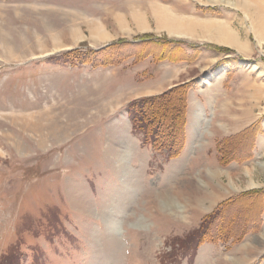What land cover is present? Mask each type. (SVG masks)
<instances>
[{
	"label": "rangeland",
	"instance_id": "374dc122",
	"mask_svg": "<svg viewBox=\"0 0 264 264\" xmlns=\"http://www.w3.org/2000/svg\"><path fill=\"white\" fill-rule=\"evenodd\" d=\"M129 1L0 0V264H264V43L252 24H264V0H154L224 22L241 49L151 20L120 31L109 9ZM84 16L104 20L110 38H91ZM176 86L185 141L167 160L141 143L126 107ZM245 168L258 186L228 188L229 173L245 185ZM166 193L177 207H161ZM224 205L218 225L235 238L181 248Z\"/></svg>",
	"mask_w": 264,
	"mask_h": 264
},
{
	"label": "bare ground",
	"instance_id": "6f19581e",
	"mask_svg": "<svg viewBox=\"0 0 264 264\" xmlns=\"http://www.w3.org/2000/svg\"><path fill=\"white\" fill-rule=\"evenodd\" d=\"M236 1H238V0H236ZM227 2L234 4L233 3L234 1L233 2L227 1ZM242 4H244V3H242ZM244 5H246V3ZM246 7H250V6H246ZM257 7H258V5H257ZM110 9H109L110 13H109L108 17L112 18L117 29H119L120 31L122 30V28L124 29L127 26V24H129V23H132L133 25H135L137 30L145 31V30L149 29L150 26L147 25V22L149 20H151L155 24L154 30L165 31L168 35H171V36L173 35V36H176L178 38H184V39H188V38L189 39H195L196 38V39L202 40V41H208V42L232 46V47L237 48V49H241V46H242L241 42L238 39V36H236V34L224 22L219 21V20H202V19H195V18L181 16L173 8H171V7L167 8L166 6H162L154 0L153 1L148 0V2H146V1L143 2L141 0H130L129 1V7H128V5H126L125 8H122L120 6L116 8V6H115V8L110 7ZM115 9L117 11L113 12ZM73 13H75V12H73ZM89 13L92 16L97 14V13H94L92 10H89ZM66 14H68V13H66ZM258 14H259V12H258ZM76 17H75V19H76ZM84 17H81V18H84ZM108 17L106 16V20ZM103 21L104 20L100 21L99 19H95L92 17L91 18H86V17L84 18V22H86L88 24L87 27H89V32H90L89 35L91 38H94L96 34H99V38H101L103 40H107L108 38H110L109 35L104 32L105 31L104 28H102V27H104ZM78 24L79 23H77V25ZM252 24H253V33H254V36H255L257 42L258 43H264V24L261 23V21L258 19H256V20L252 19ZM74 27H75V25H74ZM195 33H197V34L199 33V35H197ZM196 115H197V113H196ZM22 129H23V127H22ZM27 130L30 131V129H28V128H27ZM27 130H26V132H27ZM33 130H35V127H33ZM38 130H39V128H38ZM38 130H36V131H38ZM46 134H48V133H46ZM43 136H45V134ZM116 145H118V144H116ZM126 147L128 148V146H126ZM116 153H118V152L116 151ZM126 154H128L127 151H125L124 149L121 150V153H119L118 156L116 157L120 163H118L116 165L118 168H120V170L122 168L125 171V173H123V174H125L123 176L125 181H123L124 187H122V189L123 190L124 189L130 190L131 187L135 183H134V181H133L134 184L132 183V181H131L132 176H130L131 178L128 177L130 172L128 173L129 170L128 171L125 170L127 167L126 168L124 167V165H125L124 164V161H125L124 158H125V156H127ZM111 159H113V158H111ZM255 167L257 169H260L262 172L264 170V162H257ZM209 171H211V173H207V174H209V176H211L213 179L215 177H218L219 175H221L220 174L221 172L219 173V170H218V172L215 170H214L215 172H212V170H209ZM251 173L252 172L250 169H248V168L244 169L243 176H244V178H247V179H245L246 182H245L244 186H240L239 184L237 185L231 179L232 176L231 177L229 176L230 173L227 174L226 176H227L228 188H230L234 191L256 188L258 186V182L256 183L251 178ZM240 176L241 175H239L238 177L240 178ZM217 181H218V179H217ZM70 185H72V184H70ZM112 199L114 200V198H112ZM161 201H162L161 207H163L164 205L168 206V207H177L174 200L167 193L164 194L163 196H161ZM113 203H115V201ZM200 204H202V201ZM113 207H114V205H113ZM104 213H106V215L110 214L107 211L103 212L102 214L104 215Z\"/></svg>",
	"mask_w": 264,
	"mask_h": 264
},
{
	"label": "trees",
	"instance_id": "16d2710c",
	"mask_svg": "<svg viewBox=\"0 0 264 264\" xmlns=\"http://www.w3.org/2000/svg\"><path fill=\"white\" fill-rule=\"evenodd\" d=\"M76 52L73 50L68 54ZM63 57L68 58L67 55ZM185 100L184 87L176 86L158 95L134 99L126 107L131 129L140 135L141 143L150 145L155 153H163L167 160L178 156L184 146ZM225 206L205 216L197 229L187 233L180 241L181 248L187 250L191 248L192 244L197 246L203 241L235 238L237 234L229 233V228L218 225V221L219 223L224 221ZM257 226L258 222L252 227H244L245 232H249L250 229ZM222 228H225V232L221 231ZM239 231V235L245 233L242 234L241 229Z\"/></svg>",
	"mask_w": 264,
	"mask_h": 264
}]
</instances>
